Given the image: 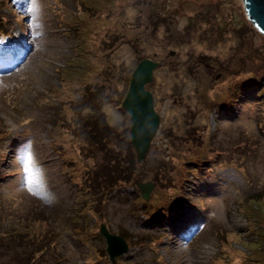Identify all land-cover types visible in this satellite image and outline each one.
<instances>
[{
  "label": "rangeland",
  "instance_id": "374dc122",
  "mask_svg": "<svg viewBox=\"0 0 264 264\" xmlns=\"http://www.w3.org/2000/svg\"><path fill=\"white\" fill-rule=\"evenodd\" d=\"M133 3L142 15L147 9V21L158 25L153 34L137 25ZM155 3L0 0V223L13 224L14 230L33 240L58 233L44 261L35 257V264H108V258L98 257V250L106 248L102 224L128 240V253L117 257L115 264H224L229 260L230 264H264V208L251 200L249 222L238 211L244 198L264 191V34L249 20L243 0ZM70 25L79 35L75 51L67 34ZM114 33L124 38L109 37V41L118 39L114 46L118 48L106 58L109 50L104 51L103 43ZM68 54H73L69 62L95 70L91 75L97 84L102 81L115 88L111 101L99 110L110 124H116L123 114L118 102L127 94L138 61L146 57L160 63L147 90L153 93L161 122L143 163L133 148V181L155 184L151 180L154 166L166 158H172V163L181 161L180 167L171 165L174 177L188 176L186 163L197 141L193 142V136H198L195 130L204 140L208 137L209 145L194 153L208 155L214 165L207 166L206 175L191 171L192 183L185 184L188 188L183 196L176 193L175 198L187 206L179 217L172 215V209H167L168 220L164 221L151 208L137 212L129 208L136 203L133 193L148 205L156 201V184L150 199L144 200L133 182L125 188L129 200L112 198L102 214L92 206L99 201H90L77 189L81 154L67 142L77 129L67 124L64 134L55 136L57 130L52 128L61 114L51 110L49 117L36 107L44 99L38 94L57 83L54 87L59 93L46 99L66 111L68 123H79L81 106H74L77 95L68 82ZM108 64H114L115 70L107 77ZM239 81L245 86L238 87L237 97L230 98L223 109L214 105ZM212 132L216 133L210 136ZM56 144L66 146L63 154L57 152ZM46 211L49 220L41 214ZM85 222L89 225L86 233L81 229ZM219 225L233 230L223 247L226 256L219 253L215 239ZM124 229L130 236L120 233ZM246 229L252 233L246 239L252 241L236 244V231L245 235ZM198 233L205 236L201 243L194 241L200 239ZM7 239L12 242L11 236ZM25 256L22 250L2 252L0 264L19 258L22 262Z\"/></svg>",
  "mask_w": 264,
  "mask_h": 264
},
{
  "label": "trees",
  "instance_id": "16d2710c",
  "mask_svg": "<svg viewBox=\"0 0 264 264\" xmlns=\"http://www.w3.org/2000/svg\"><path fill=\"white\" fill-rule=\"evenodd\" d=\"M155 2L156 0H153L154 6L156 4ZM108 4H112V3H108ZM133 5L137 9V16H136L137 25L138 26L141 25L142 27H144V29L148 28L146 30L148 32L152 31V34H153V32L155 31L158 25L154 24V22L150 23L147 21V9L144 10L143 15H142L140 13V8H138L135 5V3H133ZM188 26L189 27H187L186 29L191 31L193 28H191L190 25ZM194 31L196 30L194 29ZM67 34L72 40V42L70 41V48L75 51V47L77 46V42H78L77 39L79 38L76 28L70 25V30H69V33ZM113 35H120V34L114 33L112 35H109L107 36V39L104 41V43L102 42L104 44V51L109 50V54H107L106 58L111 57L114 51H116L118 48V47L116 49L114 48V46L118 42V39H113L112 41H109L110 40L109 37ZM186 35L188 36L189 33H187ZM200 35L202 37L203 34L200 33ZM122 44H124V42ZM130 45L135 46L136 43H132ZM72 55L70 56L68 54L65 63L67 66L68 75L70 72L68 82L74 85L73 93L77 95L74 100V106H81V113L79 114L81 118L79 120V123L77 125H76V122L72 124L68 123V116H66L67 115L66 111L61 109V107L57 103L49 102V100L46 99V97H49L51 99L52 94L56 95L57 93H59V91H57L58 88L54 87L57 85V83H53V85L49 86L47 90H44L45 93L40 92L38 94V95H41L44 99H39L37 103L38 106L36 107L42 113L46 112L49 117H51V110H54L55 113L58 115L61 114L59 117V121H57L56 125L53 126L52 128V130L54 131L57 130L55 131V136H62V134H64L63 129L65 125L70 124L71 127L75 125V129H77V132L72 135V139H70L71 141L69 140L67 142H69L70 145H72V147H75V149H77L78 154H81V159H82L81 161L82 164L80 168L81 175H80L79 182H76L77 189L80 191V193L83 192V194L86 197H90V201H96V202L99 201L97 203H92V202L91 203H92L94 211L96 210V213L99 212V214H102L104 213V211H106V208H105L106 204L108 202L110 204L111 203L110 200L112 198L117 199L116 197H120V199L124 198V199L129 200L130 194L128 195V192L125 191V188L133 184L134 182L133 180H135V178H133V174H134L133 171H134V166L136 165V161L134 160V155H135V152L133 149L134 147L130 142V134H129V131L131 128L130 117L128 113L122 109L123 108L122 102L124 100L123 99L122 101L118 102V109L120 108V110L118 111L120 113H123L121 115L120 120L116 124H113V123L110 124L106 120L105 116L102 114V112H99V110L102 109L104 106L108 105V103L111 101V98L115 92V88L113 87L112 84L102 82V81H100L99 84H97V81H95L92 77L95 70H93V68H91V70L86 68V66H88L87 64L81 65V64L74 62V60L69 62V59L73 58ZM145 58L140 59L138 62H141V60ZM137 65L134 67L133 71L135 70ZM114 67H115L114 64H108V66H106V69H104L105 70L104 72L105 74H107V77L108 75H111V73L114 72L115 70ZM102 73H103V69H102ZM95 75L96 74H94V76ZM96 77L97 76H95V79ZM237 83L238 82H236V84ZM239 83H240L239 85H234V86L232 85L229 88L230 90L225 95V98L224 97L221 98L222 102L221 101L220 102L217 101L216 103L214 102L215 103L214 105L216 106L218 105V107L222 108L223 106H225L231 101L230 98L233 99L235 96L237 97L239 95V88H241L242 86H245L244 85L245 83L240 82V81ZM150 86L152 85L150 84ZM262 92H264V89L262 90ZM116 93H119L118 90ZM120 94L121 92L119 93V95ZM44 101L46 102L45 105L40 104ZM84 109H88L89 112L86 113L85 111H83ZM226 117L227 116L225 114V120H227ZM64 122L66 124H63ZM261 124L264 126V122H262ZM206 127H208V125ZM196 131L197 130H195V133L198 134V136L197 135L193 136L194 137L193 142L195 140L197 141L193 144L194 150L193 151L191 150L190 152L191 154H189V157L186 163L189 166L188 168L189 171L187 173L188 176H190L189 174L191 173V171L192 172L199 171L200 174L206 175V172L208 169L207 166L214 165L212 164V160L208 158V155L201 157L200 155L198 156L196 153H194V152H197L199 148L203 149L205 144H207L206 146L209 145L207 143L209 140L208 137H206L204 140L203 135L200 133H197ZM261 131H262V134L264 135V129H261ZM215 133L216 132H212L210 136L214 135ZM66 134L70 135L69 133H66ZM56 147H57V152L59 154L62 150H66V146H63V145H60V146L57 145ZM63 153L64 152L62 151V154ZM195 154L197 156H195ZM171 159L172 158H169V159L166 158L164 159V163H161L159 166H154V174L151 180L154 181L156 184V187L159 188V192H157L156 196L154 195V198L156 197L158 199H156V201L151 203V205H148L149 202L147 203L143 202L138 193H133L134 194L133 201H135L136 203H133L131 201L129 203V205L133 203L131 206H129V208L132 209L133 212L141 211L140 209H143V208L144 209L149 208V210L151 208L152 213L159 214L165 221V220H168L167 216H165V212H168L167 209L169 210L172 209L171 210V212H173L172 215L179 217L182 211L187 207L184 203H181L180 200H177L175 198V195L176 193H178V197L180 195L183 196V193H184L183 191H185L184 188L186 189L188 188L185 186V184H188V183L191 184L192 182L188 178V176L184 177L181 175L180 176L176 175V177H174L172 175V172L174 169L171 168V165H173L174 167L178 165V167H180L181 165L178 164V162H181V161L174 160V162L172 163L173 160ZM237 159H240V154L237 155ZM67 161L65 162L66 164H68ZM236 165L239 166V164H236ZM202 175H198L196 177L197 178L200 176L202 177ZM163 190H165L166 192L159 194ZM181 190L182 192L179 193V191ZM173 191H174V195L172 196L170 194ZM103 198H107V199L104 202H102ZM251 200H254L255 203L259 205L261 203L262 207L264 208V191H259L257 193L251 194L250 196L244 198L243 203L239 206L238 211L240 212L242 217L245 218L247 221L248 220L251 221V209H250ZM139 202H141V204L146 207L141 206ZM171 203H172V206H171ZM84 207H85V203L83 205V208ZM70 208L75 209L74 207H70ZM41 214H44L42 216H44L47 220H49L47 211L41 212ZM7 225L8 223L7 224L0 223V258H1L2 252L4 254L10 253V252L13 253L15 249L19 251L22 250L24 253H26V256L22 257L23 259L22 262L20 261L21 258H19L17 262L7 261L6 263L8 264H21V263L27 264L32 259L34 260L31 264H35L36 263L35 257L41 258L44 261L45 259L44 255L48 252L47 251L48 249H51L52 243L54 242L53 239H55L54 236H57L58 234L52 231V233L50 232L49 235L44 236L40 238L39 240L38 239L33 240L29 238L27 234H24L22 231L17 230V229L14 230V228H12L14 227L13 224H10L9 227ZM2 227L4 228L3 230H2ZM88 227L89 225H87L85 222L84 224H82L81 229L84 230L86 233L89 231ZM218 228H219L218 231L215 233L216 234L215 239L216 241H219L217 242L218 251L219 253H221V255L226 256L225 254L226 251L223 247L227 246L228 244L227 238L229 235H231V232L233 230L227 231V229L222 227V225H219ZM9 229H12V232H10ZM246 231H247V234L245 235H243L239 231H236V234L238 236V238L234 240L236 244L239 243V241L244 242V243L248 241H252V239L251 240L246 239V237H250L252 234L249 229H246ZM125 232L126 231L124 229V230H121L120 233L121 234L123 233L126 236H130L128 232L127 234ZM198 235L199 233L197 234V236ZM200 235H199L200 239L194 240V241H198L199 243L203 242L205 239V236H200ZM9 236H11V241H12L11 243H9L7 239V237ZM128 239L130 238L128 237ZM125 240L128 243V240L127 239ZM32 246L35 248H33ZM103 249L98 250V257L107 259L108 255H107L106 248L103 247ZM41 251H44V252L41 254ZM234 251H237V250L234 249ZM231 254H232V251H231ZM228 258L230 257H227V259ZM108 261H109L108 264L109 263L111 264L109 258H108ZM116 261L118 262L119 260L116 259ZM229 262L230 260L226 263L228 264Z\"/></svg>",
  "mask_w": 264,
  "mask_h": 264
},
{
  "label": "water",
  "instance_id": "95a60500",
  "mask_svg": "<svg viewBox=\"0 0 264 264\" xmlns=\"http://www.w3.org/2000/svg\"><path fill=\"white\" fill-rule=\"evenodd\" d=\"M243 2L249 20L259 32L264 34V0H243ZM159 66V62L143 59L132 73L129 89L122 102L123 109L130 117V142L136 150L139 163L144 162L161 122V116L155 108L153 93L147 90ZM135 186L144 200L150 199L151 192L155 188L152 182L136 181ZM100 233L105 239L108 258L111 264H115L117 257L128 253L129 246L124 237L112 234L105 224L101 225Z\"/></svg>",
  "mask_w": 264,
  "mask_h": 264
}]
</instances>
